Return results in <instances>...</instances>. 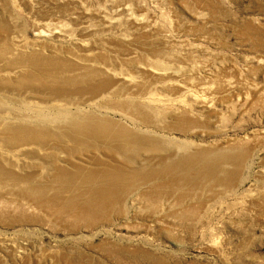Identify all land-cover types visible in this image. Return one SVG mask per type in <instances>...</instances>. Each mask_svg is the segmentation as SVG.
I'll list each match as a JSON object with an SVG mask.
<instances>
[{
    "label": "rangeland",
    "instance_id": "1",
    "mask_svg": "<svg viewBox=\"0 0 264 264\" xmlns=\"http://www.w3.org/2000/svg\"><path fill=\"white\" fill-rule=\"evenodd\" d=\"M0 1V21L9 27L8 38L19 41L21 56L42 59L34 67L38 77L62 84L79 76L85 88L110 82L108 92L81 105L82 115L122 121L164 140L168 151L226 146L231 155L246 157L231 188L209 182L179 195L169 189V197L155 200L141 196L151 186H136L115 212L103 215L54 216L18 195L19 186L0 183V264H264V0H81L92 8L88 12L69 1ZM81 11L78 22L74 13ZM51 12L57 16L50 20ZM57 30L64 32L52 33ZM0 56L6 69L18 60ZM14 88L0 90V125L25 120L51 131L68 126L57 121L56 107L36 99L44 93ZM70 106L65 108L77 110ZM183 118L194 123L185 132L176 127ZM60 142L25 155L0 146V160L44 182L53 154L73 156L66 152L70 143ZM101 152L85 150L72 160L91 167L92 158H107ZM234 169L225 164L224 172ZM182 191L190 197L177 203Z\"/></svg>",
    "mask_w": 264,
    "mask_h": 264
},
{
    "label": "bare ground",
    "instance_id": "2",
    "mask_svg": "<svg viewBox=\"0 0 264 264\" xmlns=\"http://www.w3.org/2000/svg\"><path fill=\"white\" fill-rule=\"evenodd\" d=\"M62 1L76 2L78 3L76 6L81 10H86V12L92 9L89 6H84L81 0H36L35 2L49 6L55 2ZM1 7L0 3V8ZM95 14L102 17V12H97ZM51 16L56 17L57 15L55 12L47 14V18L50 19ZM74 16L78 22H82V11L79 12V14L74 13ZM8 30V25L4 21H0V54H11L13 57L17 55L18 60L17 62L15 60L11 62V64L14 65L11 69H6L4 65L0 64V90L5 92L6 89L11 90L10 87L20 89L27 87L26 89H29L31 92L44 93V96L40 95L36 99H39V102L47 105V107H56L58 113L61 114V119L56 118L57 121L64 122L62 119H65L68 122V126L64 127L62 125L61 128L60 125L57 124V122L54 123V121L53 123L59 125L58 127L60 128L57 127L58 129L56 128V130L51 131L48 130V128H44L45 126L32 125V120L30 121V124H25L24 120V124L21 122L19 125L9 124L10 122L8 123L6 121L0 125V127L2 126V129L4 128V136H0V146L11 147L12 149H15L14 151L17 153L18 151L19 153H22L20 151H24L22 155H25L26 151L30 149L32 150L34 146L38 147V149L45 148L43 147L44 144L52 140L69 142L73 148L72 150L66 151L70 153H67L69 155L73 154V156L70 157H67V155L58 157L53 154L51 161L48 163V169L51 174L49 173L50 176L47 177L44 182H37V174L35 173L29 174L26 171L28 174L25 173L26 175H19L18 173H15L14 170L8 168L10 165L8 166L0 160V183L12 182L19 186L18 195L27 200L30 205H36L41 210H51V213L54 216H63L62 214L55 213H70L82 215L84 217L88 214L89 216L90 214L101 215L102 212L106 213L111 211L112 213L113 210L116 211V208L119 206L118 203L126 191L131 190L136 186H151L149 190L145 189V187L144 190L147 191L144 193L142 192L143 194L141 193V196L144 197V199H158L159 197L163 198V200L170 196L169 194L171 192L169 189L178 191L179 195V191L181 192V190L192 188V191H196L194 190L195 187H201V184L209 182H216L219 183V185L220 183H223V185L225 183V185L228 184V186H234L235 178L238 175V172H240V166L242 167V163L244 164L243 159L246 158L244 157V154L235 156L233 153L236 151H234L231 155V152L229 153L226 151L228 149H224L226 146H224V148L221 146L219 149L196 148L197 150L195 151L190 150L191 152L185 153L177 152V148H174L175 150L177 149L176 152H174V149L168 151L165 147L166 144L164 140L136 132L130 129V127L122 121L98 116V114H93L94 112L82 115L81 112L83 113V108H81V105L84 106L90 104L89 102L94 103L101 94L108 92L111 86L110 82L107 81L99 86L85 88L86 86L82 87V79L79 76H74V78L65 79L62 84L48 83L46 78L38 77L36 75L38 73L35 71V74L34 72V67H39L43 64L42 59L36 56L33 57L32 55L27 58L21 56L23 53L20 49L21 45L16 43L17 40H15V38L12 37L13 41H11V37L8 38V36H10L7 34ZM63 32L61 30L52 31L54 34H63ZM11 42H15V46H11ZM17 42L19 43V41ZM1 57L2 56H0V58ZM21 68H28L29 70L27 69V73L23 71V73H20ZM53 82H55V79L51 81V83ZM88 91H91L89 96L87 95ZM72 95H77L80 100H75L76 103H74L75 98ZM1 97L2 96H0V98ZM32 97L30 98L32 99ZM31 99L29 100L31 101ZM22 100H24V97ZM55 102H57V104ZM58 102H64L65 104L63 103L64 105L59 108L62 103L59 105ZM65 105H71L70 107L76 105L77 110L74 111L65 108ZM30 108L31 107H29V109ZM11 117L13 118V116ZM33 117L35 116L32 115V119ZM179 122L180 123H177L176 127L183 132L186 131L188 126L190 127L194 124L192 120L188 118H183ZM241 148L242 147H240V149ZM85 150L102 151L107 154V158H92L91 161L86 160L92 166L89 167L85 165V167H83L80 161H74L72 160V157H74L76 153L82 154ZM241 150H244V148ZM241 152H245V150ZM246 152L248 153L247 150ZM32 153L35 152H31V154ZM75 158L77 160L81 159L79 157ZM13 162L14 161H12V163ZM18 164L15 163L14 165L18 166ZM225 164H227V166L230 164L231 167L234 165V171L231 173H225ZM6 165L8 167H6ZM66 165L71 166L72 169L70 170ZM242 170L243 169H241V171ZM197 189L199 188L197 187ZM189 197L190 195L187 194V192L182 191L180 196L174 200L177 203H180L185 202ZM155 212L157 213V211ZM156 221L157 220L155 219V223H158Z\"/></svg>",
    "mask_w": 264,
    "mask_h": 264
}]
</instances>
